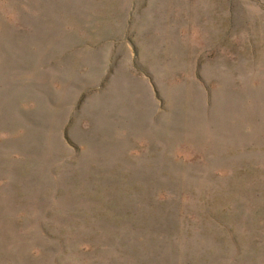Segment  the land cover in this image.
I'll return each instance as SVG.
<instances>
[{
    "label": "rangeland",
    "instance_id": "rangeland-1",
    "mask_svg": "<svg viewBox=\"0 0 264 264\" xmlns=\"http://www.w3.org/2000/svg\"><path fill=\"white\" fill-rule=\"evenodd\" d=\"M0 264H264V0H0Z\"/></svg>",
    "mask_w": 264,
    "mask_h": 264
}]
</instances>
